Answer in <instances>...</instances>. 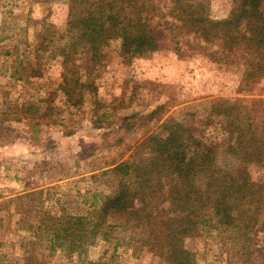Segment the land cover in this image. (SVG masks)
Listing matches in <instances>:
<instances>
[{"label": "trees", "instance_id": "obj_1", "mask_svg": "<svg viewBox=\"0 0 264 264\" xmlns=\"http://www.w3.org/2000/svg\"><path fill=\"white\" fill-rule=\"evenodd\" d=\"M65 27L57 41L42 39L36 52L61 59L58 89L73 107L94 93V82L83 72L100 64L113 41L120 42L129 61L172 51L179 58L206 57L226 65L237 94L264 82V0H68ZM24 68L13 77L27 81L35 76L34 69ZM176 106L165 103L152 111L158 126L128 160L115 164L116 190L86 215L33 216L44 206L42 190L10 198L22 206L28 201L19 226L33 230L37 223L48 245H22L23 257L0 264H44L46 252L50 257L57 250L83 253L100 239L116 238L119 229L131 230L136 249H148L164 264H196L189 242L203 232H217L227 242L230 264H264V244L256 238L264 183L254 181L249 171L264 163V99L204 96L164 120ZM19 107L15 120L37 113L33 104ZM221 148L236 160L234 169L219 164ZM5 210L6 202L0 201V229L5 228Z\"/></svg>", "mask_w": 264, "mask_h": 264}, {"label": "rangeland", "instance_id": "obj_2", "mask_svg": "<svg viewBox=\"0 0 264 264\" xmlns=\"http://www.w3.org/2000/svg\"><path fill=\"white\" fill-rule=\"evenodd\" d=\"M67 14L68 0H0V201L8 208L5 228L0 229L1 263L19 260L26 254L22 247L29 243L43 244L39 249L48 245L37 223L33 230L19 226L28 201L22 206L10 198L44 191V206L33 215L38 218L46 213L86 215L92 205L100 207L116 190L115 164L128 160L158 126V120L152 119L157 106L177 105L162 116L165 120L204 96L246 102L264 99V82L237 94L232 69L206 57L179 58L164 51L129 61L120 52V42L113 41L100 64L83 68L84 79L94 82V93H86L84 104L73 107L58 89L61 59L36 52L42 39L48 43L60 38ZM24 67L34 69L35 76L19 81L13 74ZM48 98L52 101L42 102ZM28 104L35 105L37 113L15 120L19 106ZM96 121L100 126H95ZM5 127L14 132L4 133ZM218 140L223 143L225 138ZM218 162L228 169L236 167V160L223 148ZM249 171L254 181L264 183V163L251 165ZM261 218L256 238L263 245L264 214ZM114 237L100 239L83 253L57 250L47 257L46 252L44 264H164L148 249H136L131 230L119 229ZM118 240L123 244L117 245ZM189 247L196 264L231 262L229 245L217 232H203L190 240Z\"/></svg>", "mask_w": 264, "mask_h": 264}]
</instances>
